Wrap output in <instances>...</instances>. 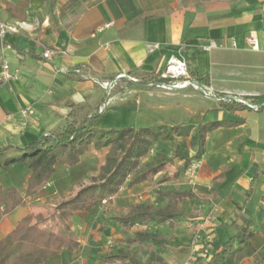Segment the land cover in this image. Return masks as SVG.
Masks as SVG:
<instances>
[{
  "label": "crops",
  "instance_id": "obj_1",
  "mask_svg": "<svg viewBox=\"0 0 264 264\" xmlns=\"http://www.w3.org/2000/svg\"><path fill=\"white\" fill-rule=\"evenodd\" d=\"M109 22L112 26L96 32ZM0 23L11 28L0 37V70L5 62L13 75L0 82V150L6 149L0 164L17 157V148L103 107L94 124L100 129L191 126L186 137L155 142L141 165L174 152L201 160L195 186L188 183L186 168L174 175L185 161L178 156L145 181L126 182L110 203L74 213L70 230L79 248H62L42 264H106L104 256L119 251L142 264H206L239 228L249 239L238 245L234 264H264V0H0ZM212 42L216 47L208 48ZM45 50L54 52L50 60L42 58ZM171 55L185 62L201 90L148 85ZM104 82L114 83L110 92ZM220 97L258 109L235 101L227 108ZM28 109L34 112L25 113ZM209 122L231 125L208 131L199 146L197 126ZM104 155L105 150L91 146L74 167L56 164L48 183L25 198L27 165L0 168V187L14 189L25 202L1 219L0 239L28 215L46 218L49 206L56 209L89 184L99 175ZM165 191L209 198L170 202L160 195ZM138 206H176L199 214L130 230L113 220ZM140 232L155 241L126 242Z\"/></svg>",
  "mask_w": 264,
  "mask_h": 264
},
{
  "label": "trees",
  "instance_id": "obj_2",
  "mask_svg": "<svg viewBox=\"0 0 264 264\" xmlns=\"http://www.w3.org/2000/svg\"><path fill=\"white\" fill-rule=\"evenodd\" d=\"M160 81V80H158ZM198 84V82L196 81ZM235 104L226 102L225 107L232 108ZM240 107H244L240 105ZM101 116L98 110L91 116L84 118L79 123L68 124L59 132L40 136L39 139L27 146L17 148L20 154L17 157L7 159L0 168L5 169L12 163L24 162L31 175L25 197L42 189L55 171V165L60 164L65 168L77 165L86 155L89 147H98L105 150L100 173L91 179L90 183L81 187L72 197L60 201L56 205V211L66 228L60 232H52L41 228L39 225L45 220L41 215H28L4 238L0 239V264H42L47 258L60 253L62 248L75 251L80 243L70 230L71 218L76 212L90 211L95 205L110 203L111 199L119 192L120 188L128 182L134 185L145 181L151 174L175 157H184V163L179 166L177 175L181 169H185L197 156L188 158L186 155L174 152L170 157L161 159L146 165H141L142 160L149 154L153 144L157 141H172L176 137H186L191 129L190 125L153 126L147 128L123 127L120 129H100L94 127L95 122ZM237 124V123H234ZM231 125L227 122L200 123L197 126L199 146L205 141L206 133L210 130ZM100 144V145H99ZM6 149L0 150V155ZM221 176L214 181L210 198L217 193V186ZM162 197L172 200H180L184 197L197 198L200 202L209 197H197L190 191H165L160 193ZM25 205L23 198L14 189L0 187V221L11 213L16 207ZM199 212H182L173 206L167 209H152L138 206L125 214H116L113 220L130 230L132 226L145 223H165L177 219L195 218ZM191 231L193 225L190 226ZM249 239L247 234L238 232L230 237L220 248L211 254L206 264H234V259L239 251L238 245ZM155 241L144 232L128 236V244ZM204 259V260H203ZM197 259L206 261L207 256ZM157 258L156 262H161ZM106 264H142L133 256L116 252L104 256ZM257 260L255 264H261Z\"/></svg>",
  "mask_w": 264,
  "mask_h": 264
},
{
  "label": "built area",
  "instance_id": "obj_3",
  "mask_svg": "<svg viewBox=\"0 0 264 264\" xmlns=\"http://www.w3.org/2000/svg\"><path fill=\"white\" fill-rule=\"evenodd\" d=\"M113 22H109L105 24L104 26L97 28L96 32H101L106 28H109L112 26ZM11 28L5 24L0 23V37H2L7 31H9ZM248 42L252 44V48H256V41L254 38L250 37L248 38ZM216 44L211 43L208 48H215ZM54 55V52L52 50H45L42 53V58L44 60H50L51 57ZM13 78V75L10 72L9 65L7 63H3L0 70V82H6ZM132 82H139V80L135 77H127ZM160 80V81H158ZM148 85H154L155 87H158L160 89H163L165 91H173V90H183L188 87H191L196 90H201L202 87H200L195 81L192 80L191 76L188 73L186 64L184 61L176 57L175 55H171L168 57L166 64L163 68V70L156 75V79L151 80ZM103 87L107 92H110L112 88L114 87L113 82H104ZM207 96H209V93H206ZM219 101L223 102H229V101H235L238 103H242L252 110H257L258 107L254 106L252 104H248L245 101L237 98H218ZM104 109L101 108L100 112ZM25 113L32 114L34 111L32 109H28L24 111ZM201 167V160L195 159L193 160L185 169V174L188 178V183L191 186L196 185V178H197V171ZM206 222H212V218H207Z\"/></svg>",
  "mask_w": 264,
  "mask_h": 264
},
{
  "label": "rangeland",
  "instance_id": "obj_4",
  "mask_svg": "<svg viewBox=\"0 0 264 264\" xmlns=\"http://www.w3.org/2000/svg\"><path fill=\"white\" fill-rule=\"evenodd\" d=\"M193 104L196 106L198 105V103H196V102H194ZM101 151L104 152V150H101ZM163 156H166V155L164 154ZM57 202H58L57 200L54 201V204H56ZM44 214H45L46 220H44L41 224L43 226H45L46 229H49L53 232H60L66 228V226L60 220L58 213H57L54 206H49L47 208V210L44 211ZM190 223L193 224V221H191ZM193 228H194V226H193ZM198 240H200V239H198ZM188 264H190V263H188Z\"/></svg>",
  "mask_w": 264,
  "mask_h": 264
}]
</instances>
